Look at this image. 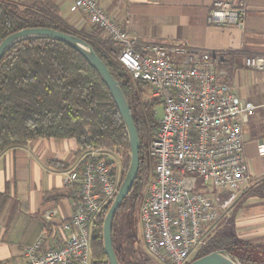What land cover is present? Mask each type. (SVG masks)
<instances>
[{
    "label": "built area",
    "instance_id": "obj_1",
    "mask_svg": "<svg viewBox=\"0 0 264 264\" xmlns=\"http://www.w3.org/2000/svg\"><path fill=\"white\" fill-rule=\"evenodd\" d=\"M72 10L84 12L114 44L115 58L148 84L147 97L163 107L150 144L154 170L146 181L139 224L145 251L156 264H187L251 182L242 118L258 106L235 93L222 52L140 44L96 0H73ZM244 12V2L233 7L229 0H215L208 21L241 26ZM244 64L263 71L264 56L246 57ZM259 151L264 152L262 145ZM120 177L118 159L95 150L85 153L80 166L64 176L65 184L75 187V204L59 226L68 231L63 243L45 246L39 236L15 264H92L96 217L115 198Z\"/></svg>",
    "mask_w": 264,
    "mask_h": 264
},
{
    "label": "trees",
    "instance_id": "obj_2",
    "mask_svg": "<svg viewBox=\"0 0 264 264\" xmlns=\"http://www.w3.org/2000/svg\"><path fill=\"white\" fill-rule=\"evenodd\" d=\"M30 27L53 28L84 39L118 81L138 132L140 167L129 194L115 214L112 244L121 264H156L147 255L138 254L134 247V223H129L124 244L117 241L115 226L121 213L133 217L141 196L142 176L149 166L147 141L151 142L159 129L154 113L159 101L147 98L148 84L132 77L115 58L114 44L93 23L88 28H76L60 15L58 5L48 0H35L29 5L0 0V43L8 35ZM223 58L230 62L225 54ZM35 138L74 139L79 155L94 150L101 154L118 152L122 156L120 182L129 165L126 129L101 76L78 51L50 38L17 42L0 59V153L24 146ZM244 190L247 195L262 196L264 180ZM110 205L96 217L92 264H109L102 234ZM217 250L229 252L241 264H264V244L237 238L231 216L188 263Z\"/></svg>",
    "mask_w": 264,
    "mask_h": 264
},
{
    "label": "crops",
    "instance_id": "obj_3",
    "mask_svg": "<svg viewBox=\"0 0 264 264\" xmlns=\"http://www.w3.org/2000/svg\"><path fill=\"white\" fill-rule=\"evenodd\" d=\"M14 1L29 5L35 0ZM48 1L57 4L60 15L76 28L92 24L84 12L72 10L73 0ZM96 1L140 44L225 54L233 90L258 106L242 118L249 186L264 180V152L259 151V145L264 148V70L244 64L246 57L264 56V0H229L233 7L244 2L241 26L210 24L215 0ZM78 148L74 139L35 138L0 153V264L20 262L23 249L39 236H44L45 246L63 243L68 231L59 226L69 220L75 204V187L66 185L64 176L80 166L84 154H77ZM229 216L237 238L264 244V195H247L243 190ZM224 221H218L217 229Z\"/></svg>",
    "mask_w": 264,
    "mask_h": 264
},
{
    "label": "water",
    "instance_id": "obj_4",
    "mask_svg": "<svg viewBox=\"0 0 264 264\" xmlns=\"http://www.w3.org/2000/svg\"><path fill=\"white\" fill-rule=\"evenodd\" d=\"M31 38H50L64 42L68 46L78 51L89 64L99 73L103 82L107 86L112 99L114 100L122 122L125 126L128 136L130 151L129 165L127 171L119 185L118 192L111 202L103 220V240L104 251L108 256L109 264H121L115 254L112 244L113 220L117 210L125 197L129 194L137 176L140 167L139 156V136L135 127L130 106L122 92L118 81L113 77L105 63L98 57L93 47L84 39L63 31H58L47 27H30L16 31L0 43V59L5 52L15 43ZM188 264H241L239 260L224 250L213 251L207 255L199 257Z\"/></svg>",
    "mask_w": 264,
    "mask_h": 264
},
{
    "label": "rangeland",
    "instance_id": "obj_5",
    "mask_svg": "<svg viewBox=\"0 0 264 264\" xmlns=\"http://www.w3.org/2000/svg\"><path fill=\"white\" fill-rule=\"evenodd\" d=\"M155 109L157 111V116L156 117L159 119L162 116V114H163V107H162V105L160 103H158V104H156ZM150 144H151V142L147 141V145L148 146H147L146 156L148 158V165L149 166L145 170V173L142 176L143 177L142 178L143 186H142L141 196H140V198L138 200V203L136 205L133 217H130L129 214L121 213L119 215V217L117 218L116 226H115L117 241L119 239V241L122 244H124V241H125L124 237L126 236V232H127L128 228H129L128 227L129 223L130 222H131V224L134 223L135 233H136V243H135L134 247L138 251V254L141 253V254H145L147 256H148V254L146 253L144 245H143V242H142L141 227H140V224H139V207H140V204H141V202H142V200L144 198L145 192H146V181L151 178V176L153 175V170H154L153 157L150 154ZM127 154L129 155V152ZM105 155H107V156L111 155L116 160L118 159L120 161V163H121V168H122V156H119L118 152H116V153L107 152V154H105ZM201 184H202L201 180H198V186H200ZM213 226H214V223L211 224L210 228H212ZM208 228H209V225H208Z\"/></svg>",
    "mask_w": 264,
    "mask_h": 264
}]
</instances>
